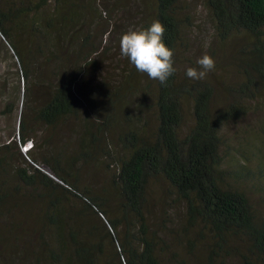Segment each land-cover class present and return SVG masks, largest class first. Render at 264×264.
<instances>
[{"label": "trees", "instance_id": "obj_1", "mask_svg": "<svg viewBox=\"0 0 264 264\" xmlns=\"http://www.w3.org/2000/svg\"><path fill=\"white\" fill-rule=\"evenodd\" d=\"M203 2L241 37L214 62L192 1L0 0V264H264V148L223 131L264 95V0Z\"/></svg>", "mask_w": 264, "mask_h": 264}, {"label": "rangeland", "instance_id": "obj_2", "mask_svg": "<svg viewBox=\"0 0 264 264\" xmlns=\"http://www.w3.org/2000/svg\"><path fill=\"white\" fill-rule=\"evenodd\" d=\"M192 1V11L196 15V20L198 22L194 33V42L192 44V54L191 57L202 62V60L214 62L215 54L218 53L217 57L222 58L223 55L231 56L236 49V43H238L240 36L233 38L226 45L220 44L214 36V28L212 25L211 18L207 9L204 6L203 0H187V2ZM114 25L115 22H114ZM2 64H5L4 61ZM229 73V79H238L237 67H231ZM5 99V94L3 95L2 90H0V107L1 101ZM19 113L16 114V118ZM13 120V119H12ZM9 120L5 116H0V139H5L8 136V124ZM226 138L229 143L235 148L240 145V141L243 143L238 149L243 151L247 150L254 153H246L252 158V165L255 169H259L258 164L262 161V154L260 149L264 148V95L262 98L257 99L251 103L249 111L245 114L244 118L228 122L223 129ZM237 150V149H236ZM234 150V151H236ZM238 154V153H237ZM264 178L259 173L253 177L252 181H249L248 185L251 190V195L253 200L257 203H261L259 200L264 195L262 186L264 183Z\"/></svg>", "mask_w": 264, "mask_h": 264}]
</instances>
